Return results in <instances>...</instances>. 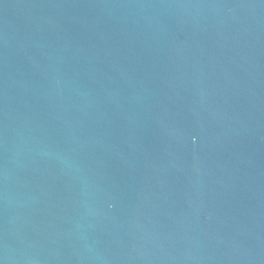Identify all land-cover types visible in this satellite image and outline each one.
<instances>
[{
	"label": "water",
	"instance_id": "water-1",
	"mask_svg": "<svg viewBox=\"0 0 264 264\" xmlns=\"http://www.w3.org/2000/svg\"><path fill=\"white\" fill-rule=\"evenodd\" d=\"M0 264H264V0H0Z\"/></svg>",
	"mask_w": 264,
	"mask_h": 264
}]
</instances>
